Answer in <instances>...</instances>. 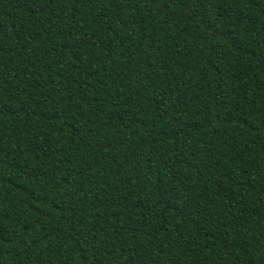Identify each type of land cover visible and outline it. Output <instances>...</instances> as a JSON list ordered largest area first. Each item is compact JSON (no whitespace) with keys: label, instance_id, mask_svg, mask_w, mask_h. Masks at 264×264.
I'll return each mask as SVG.
<instances>
[{"label":"trees","instance_id":"obj_1","mask_svg":"<svg viewBox=\"0 0 264 264\" xmlns=\"http://www.w3.org/2000/svg\"><path fill=\"white\" fill-rule=\"evenodd\" d=\"M0 264H264V0H0Z\"/></svg>","mask_w":264,"mask_h":264}]
</instances>
